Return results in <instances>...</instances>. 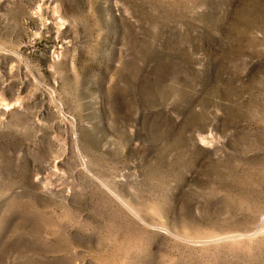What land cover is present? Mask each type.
Returning <instances> with one entry per match:
<instances>
[{
  "label": "rangeland",
  "instance_id": "obj_1",
  "mask_svg": "<svg viewBox=\"0 0 264 264\" xmlns=\"http://www.w3.org/2000/svg\"><path fill=\"white\" fill-rule=\"evenodd\" d=\"M0 264H264V0H0Z\"/></svg>",
  "mask_w": 264,
  "mask_h": 264
}]
</instances>
